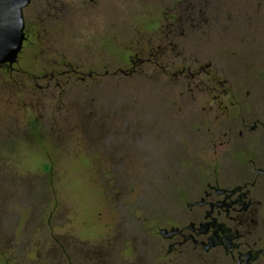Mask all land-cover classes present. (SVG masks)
<instances>
[{
  "label": "rangeland",
  "instance_id": "1",
  "mask_svg": "<svg viewBox=\"0 0 264 264\" xmlns=\"http://www.w3.org/2000/svg\"><path fill=\"white\" fill-rule=\"evenodd\" d=\"M181 1L56 0L50 10L61 29L56 35L78 52H91V43L111 28L117 70L131 68L133 38L152 36ZM36 3L42 4L23 10L28 20ZM206 5L202 22L180 41L201 56L222 59L217 65L238 91V112L257 109L264 102V0ZM29 60L20 56V65ZM174 85L153 66L69 78L52 85L45 107L37 98L29 107L18 103L16 87H6L0 96V264H79L95 246L104 258L122 260L126 236L120 232L133 228L126 218L139 223L141 213L154 215L155 201L204 164L193 155L200 131L190 123L200 118L187 99L176 103ZM32 116L35 135L27 125Z\"/></svg>",
  "mask_w": 264,
  "mask_h": 264
},
{
  "label": "flooded vegetation",
  "instance_id": "2",
  "mask_svg": "<svg viewBox=\"0 0 264 264\" xmlns=\"http://www.w3.org/2000/svg\"><path fill=\"white\" fill-rule=\"evenodd\" d=\"M36 1L42 4L33 6L31 20L23 12L24 39L16 60L0 64V96L14 86L18 103L29 107L37 98L45 107L52 85L62 80L86 81L153 66L160 76L176 82V103L187 99L200 118L190 123L198 124L200 131L193 155L204 164L155 201L154 215L141 213L139 223L126 218L133 228L120 232L126 236L122 260L104 258L95 246L79 264H264V102L250 112H238V91L217 65L222 59L201 56L180 41L202 21L175 19L184 3L190 12H204L209 0L175 4L172 20L156 23L152 36L133 38L127 55L134 56L129 58L131 68L117 70L112 68L111 28L91 43V52H78L56 35L61 29L50 10L56 0H30L25 7ZM20 56H30L26 67L20 65ZM68 56H94L106 63L90 66L78 59L71 62ZM27 125L35 135L36 117Z\"/></svg>",
  "mask_w": 264,
  "mask_h": 264
},
{
  "label": "water",
  "instance_id": "3",
  "mask_svg": "<svg viewBox=\"0 0 264 264\" xmlns=\"http://www.w3.org/2000/svg\"><path fill=\"white\" fill-rule=\"evenodd\" d=\"M30 0H0V64L13 63L24 39L23 9Z\"/></svg>",
  "mask_w": 264,
  "mask_h": 264
},
{
  "label": "trees",
  "instance_id": "4",
  "mask_svg": "<svg viewBox=\"0 0 264 264\" xmlns=\"http://www.w3.org/2000/svg\"><path fill=\"white\" fill-rule=\"evenodd\" d=\"M200 7V6H199ZM176 20L178 21H184V22H189V21H201L204 19V14L202 11H195V12H190L187 9V5L184 3V5H182L179 8V11L176 15Z\"/></svg>",
  "mask_w": 264,
  "mask_h": 264
}]
</instances>
